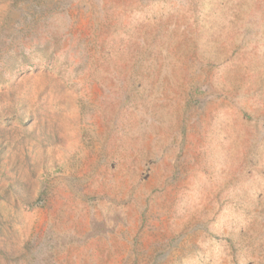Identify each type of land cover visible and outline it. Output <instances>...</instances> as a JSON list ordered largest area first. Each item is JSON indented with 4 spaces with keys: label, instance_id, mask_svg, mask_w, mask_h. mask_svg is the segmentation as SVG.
<instances>
[{
    "label": "rangeland",
    "instance_id": "rangeland-1",
    "mask_svg": "<svg viewBox=\"0 0 264 264\" xmlns=\"http://www.w3.org/2000/svg\"><path fill=\"white\" fill-rule=\"evenodd\" d=\"M241 2L0 0V264H264Z\"/></svg>",
    "mask_w": 264,
    "mask_h": 264
},
{
    "label": "crops",
    "instance_id": "crops-1",
    "mask_svg": "<svg viewBox=\"0 0 264 264\" xmlns=\"http://www.w3.org/2000/svg\"><path fill=\"white\" fill-rule=\"evenodd\" d=\"M240 16L244 21L240 32L241 41L253 42L257 47L251 52L259 57L261 62L255 64L257 71L264 72V0H242ZM238 11L236 13L237 24Z\"/></svg>",
    "mask_w": 264,
    "mask_h": 264
}]
</instances>
